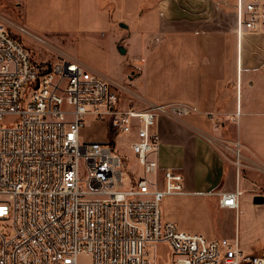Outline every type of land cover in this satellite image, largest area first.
I'll use <instances>...</instances> for the list:
<instances>
[{"label":"built area","instance_id":"built-area-1","mask_svg":"<svg viewBox=\"0 0 264 264\" xmlns=\"http://www.w3.org/2000/svg\"><path fill=\"white\" fill-rule=\"evenodd\" d=\"M246 34L264 36V0H236L235 35ZM122 90L80 61L36 63L0 17V264H78L80 255L89 264H150L158 245L168 246L171 264H264L243 255L236 238L208 240L162 218V200L182 193L183 177L166 170L148 179L156 119L188 110L126 106ZM87 119L111 136L81 142ZM120 147L143 173L127 188ZM217 195L221 207L237 209V188Z\"/></svg>","mask_w":264,"mask_h":264},{"label":"crops","instance_id":"crops-1","mask_svg":"<svg viewBox=\"0 0 264 264\" xmlns=\"http://www.w3.org/2000/svg\"><path fill=\"white\" fill-rule=\"evenodd\" d=\"M14 2L15 32L27 47L38 41L57 58L84 63L123 89L126 106L188 110L156 119L151 179L166 170L183 177L182 193L162 200V218L208 240L236 238L243 255L264 258V36L237 40L236 0ZM90 123L103 137L83 126L80 139L106 141V125ZM235 188L237 209L221 207L217 194Z\"/></svg>","mask_w":264,"mask_h":264},{"label":"rangeland","instance_id":"rangeland-1","mask_svg":"<svg viewBox=\"0 0 264 264\" xmlns=\"http://www.w3.org/2000/svg\"><path fill=\"white\" fill-rule=\"evenodd\" d=\"M0 17L5 20L6 23H9V25L12 26L10 30L12 36L21 42L31 53V56L33 60L36 63H53L57 60V54L52 49L47 48L44 44L37 41L35 46L32 48H29L26 46V44L23 41L22 35H16L17 29L16 27L21 25V11L17 8L14 0H0ZM85 131H87L89 134H98L99 136H102V132L99 127H95L90 123V119H87L84 123ZM103 137V136H102ZM81 142H83L82 139H80ZM126 141L125 137L119 136L117 138L116 143H120ZM120 151H122L126 156V164H124V172L129 177L128 182L125 183V186L127 188L128 185H132L136 183L139 179L143 178V173L141 168L137 165L136 160L134 159L133 155L129 151L128 148H118ZM82 170V167H81ZM152 176H148L149 180ZM149 257L150 262L152 263L153 259L156 258L157 261L162 263H169L170 260V250L168 246L166 245H158L156 248L151 247L149 249ZM169 261V262H168ZM78 264H89V260L84 255H80L78 257Z\"/></svg>","mask_w":264,"mask_h":264},{"label":"water","instance_id":"water-1","mask_svg":"<svg viewBox=\"0 0 264 264\" xmlns=\"http://www.w3.org/2000/svg\"><path fill=\"white\" fill-rule=\"evenodd\" d=\"M121 26L123 27V25H121ZM253 202H254L255 204H260V203L263 202V199L260 198V197H256V198H254Z\"/></svg>","mask_w":264,"mask_h":264},{"label":"trees","instance_id":"trees-1","mask_svg":"<svg viewBox=\"0 0 264 264\" xmlns=\"http://www.w3.org/2000/svg\"><path fill=\"white\" fill-rule=\"evenodd\" d=\"M110 136H111V132L108 133V137H110Z\"/></svg>","mask_w":264,"mask_h":264}]
</instances>
